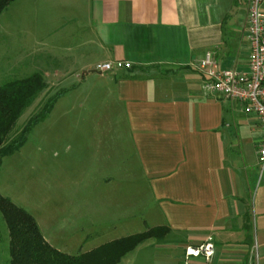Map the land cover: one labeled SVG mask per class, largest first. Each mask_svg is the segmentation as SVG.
Listing matches in <instances>:
<instances>
[{
    "label": "crops",
    "instance_id": "1",
    "mask_svg": "<svg viewBox=\"0 0 264 264\" xmlns=\"http://www.w3.org/2000/svg\"><path fill=\"white\" fill-rule=\"evenodd\" d=\"M86 1L85 26L69 32L76 44L67 79L84 131L100 137L75 145L117 148L109 137L120 133L121 120L132 152L116 176L95 179L94 192L84 180L87 199L72 209L68 242L87 252L168 227L164 238L146 240L117 264H264L262 126L243 103L206 93L200 70L209 51L223 69H248L249 0ZM108 61L132 66L95 70ZM94 114L98 122L89 125ZM207 241L215 246L209 258L187 255Z\"/></svg>",
    "mask_w": 264,
    "mask_h": 264
},
{
    "label": "rangeland",
    "instance_id": "2",
    "mask_svg": "<svg viewBox=\"0 0 264 264\" xmlns=\"http://www.w3.org/2000/svg\"><path fill=\"white\" fill-rule=\"evenodd\" d=\"M86 6V0H15L0 15V84L36 72L47 81L46 89L22 113L11 136L48 97L59 92L53 110L33 127L24 145L3 158L0 193L34 215L53 246L68 250L70 245L68 251L73 254L88 249L68 242L75 225L71 212L87 199L82 189L84 180L91 179L94 192L98 189L95 179L106 174L116 176L127 167L132 152L121 120L120 133L109 137L118 143L117 148L75 145L96 143L100 137L97 132L84 131L83 109L75 105L79 100H72L74 84L67 79L72 66L68 49L76 44L69 32L85 26L82 15ZM56 71L63 74L59 82L53 75ZM98 119L94 114L89 125H96ZM74 183L81 187L79 192L72 188ZM109 199L114 204L117 197ZM76 223L82 226V221ZM9 259V233L0 211V264H9Z\"/></svg>",
    "mask_w": 264,
    "mask_h": 264
},
{
    "label": "trees",
    "instance_id": "3",
    "mask_svg": "<svg viewBox=\"0 0 264 264\" xmlns=\"http://www.w3.org/2000/svg\"><path fill=\"white\" fill-rule=\"evenodd\" d=\"M15 0H0V15ZM47 87L42 73L0 84V167L5 156L20 149L33 129L53 110L59 92L47 98L11 136L18 119ZM0 211L9 233V264H117L139 244L151 238H164L168 227H152L106 242L92 250L70 254L53 246L43 235L37 219L29 211L0 193Z\"/></svg>",
    "mask_w": 264,
    "mask_h": 264
},
{
    "label": "built area",
    "instance_id": "4",
    "mask_svg": "<svg viewBox=\"0 0 264 264\" xmlns=\"http://www.w3.org/2000/svg\"><path fill=\"white\" fill-rule=\"evenodd\" d=\"M264 0H249L248 43L249 57L246 71L237 68L223 69L213 52L209 51L201 60L200 70L204 75L203 90L216 93L243 103L247 112L255 113L262 126L259 145V163L264 171ZM130 61L99 62L96 71L111 72L130 68ZM214 243L207 241L197 247H188V256L205 254L209 258L214 252Z\"/></svg>",
    "mask_w": 264,
    "mask_h": 264
},
{
    "label": "water",
    "instance_id": "5",
    "mask_svg": "<svg viewBox=\"0 0 264 264\" xmlns=\"http://www.w3.org/2000/svg\"><path fill=\"white\" fill-rule=\"evenodd\" d=\"M98 72H100V71H98Z\"/></svg>",
    "mask_w": 264,
    "mask_h": 264
}]
</instances>
